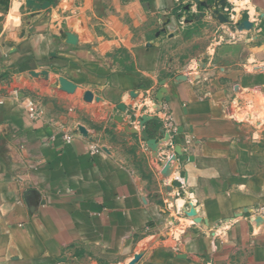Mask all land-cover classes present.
Masks as SVG:
<instances>
[{
	"label": "crops",
	"instance_id": "0c3cea01",
	"mask_svg": "<svg viewBox=\"0 0 264 264\" xmlns=\"http://www.w3.org/2000/svg\"><path fill=\"white\" fill-rule=\"evenodd\" d=\"M13 1L5 84L75 136L0 102V264H264V0Z\"/></svg>",
	"mask_w": 264,
	"mask_h": 264
},
{
	"label": "built area",
	"instance_id": "2783aa9c",
	"mask_svg": "<svg viewBox=\"0 0 264 264\" xmlns=\"http://www.w3.org/2000/svg\"><path fill=\"white\" fill-rule=\"evenodd\" d=\"M5 82L6 75L2 71L0 64V102L6 97H11L16 103L23 106L30 119L33 121H42L45 126H54L61 133V137L65 143L72 141L75 136L74 131L69 130L64 123L59 122L51 116H47L41 100L30 97L16 86H6ZM92 149L96 151L97 147H93Z\"/></svg>",
	"mask_w": 264,
	"mask_h": 264
},
{
	"label": "water",
	"instance_id": "95a60500",
	"mask_svg": "<svg viewBox=\"0 0 264 264\" xmlns=\"http://www.w3.org/2000/svg\"><path fill=\"white\" fill-rule=\"evenodd\" d=\"M26 3L27 4H34L35 0H26ZM225 3H226L225 0H215L213 2V5H214L213 13L216 15V18L219 21L231 24L232 20H229L226 17V15L220 11V10H222L224 8ZM49 5H50V2L49 1H45L42 4V7H48ZM203 5H205V3H203ZM189 21L190 20H186L185 22H189ZM234 25H236V28H237L238 31H241V30H246L247 31V30H250L254 26V23H252L250 21V19L244 18L241 21L235 22ZM67 41H68V43L74 44L75 43V38L72 35L68 34L67 35ZM185 78H186V76H184V75H178L176 77L177 80H181V79H185ZM59 82H60V84L63 87H67V88H73L74 87V85L72 83H70L67 79H65L64 77H60L59 78ZM87 96L88 97L91 96V93H88ZM122 106L123 105H119V108L122 109L123 108ZM142 137L145 140L146 146L148 148H150L151 150H155L156 149V147H157L156 140L153 139V138H149L147 132H143L142 133ZM175 153L178 154L179 152L175 149ZM172 157L174 158V156H172ZM189 159H191V157H189ZM30 191H32V190H30Z\"/></svg>",
	"mask_w": 264,
	"mask_h": 264
},
{
	"label": "rangeland",
	"instance_id": "374dc122",
	"mask_svg": "<svg viewBox=\"0 0 264 264\" xmlns=\"http://www.w3.org/2000/svg\"><path fill=\"white\" fill-rule=\"evenodd\" d=\"M8 4H9L8 0H0V8L1 9L8 8V6H9ZM243 31L245 32L246 30H243ZM181 36H182L183 40H178L175 43L170 44L169 50L174 51L173 53H175L174 54V55H176L175 57H177V59H179V61L181 59L180 63L183 64V63H185V60L188 59V56L191 54V52L193 50L191 48V42H190L192 34L191 33H184ZM86 99H88V96H86ZM122 137L124 139V142L126 143V139H125L126 135L122 134ZM132 147H133L132 151H133V153H135L137 151V148L134 145H132ZM138 158H140L139 159L140 162L143 161V156L141 154L138 156Z\"/></svg>",
	"mask_w": 264,
	"mask_h": 264
},
{
	"label": "bare ground",
	"instance_id": "6f19581e",
	"mask_svg": "<svg viewBox=\"0 0 264 264\" xmlns=\"http://www.w3.org/2000/svg\"><path fill=\"white\" fill-rule=\"evenodd\" d=\"M231 2H233L234 3V5L235 6H237V7H239V6H241L240 4H239V2L237 1V0H230ZM227 2V1H226ZM241 2V1H240ZM244 5V4H243ZM16 9H17V2L14 0L13 1V3H12V5H11V8H10V13L11 14H16ZM252 23H254V21L253 20H250ZM243 31V30H242ZM248 107V106H247ZM250 112V111H249ZM255 113V112H254ZM255 114H257V113H255ZM241 115H242V113H241ZM241 117V116H240ZM250 120V119H249Z\"/></svg>",
	"mask_w": 264,
	"mask_h": 264
}]
</instances>
